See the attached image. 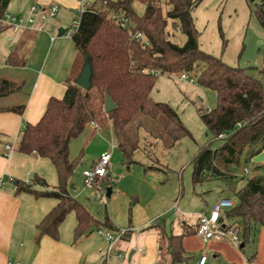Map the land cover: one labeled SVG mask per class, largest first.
<instances>
[{
	"label": "trees",
	"instance_id": "1",
	"mask_svg": "<svg viewBox=\"0 0 264 264\" xmlns=\"http://www.w3.org/2000/svg\"><path fill=\"white\" fill-rule=\"evenodd\" d=\"M134 0H107V10L86 12L81 20L79 31L72 37L79 57L86 58L92 64V88L83 90L75 84L77 78L67 81V89L62 99L51 98L46 112L36 125H27L17 143V150L27 155H36L49 159L56 168L59 185L50 188L48 183L35 176L34 185L44 188L39 191L32 184L17 181L19 194H32L36 198H51L58 201L57 206L38 225L41 236L48 235L55 240L60 238V226L67 216L74 212L78 226L75 231V243L93 228H116L106 217L99 221L88 207L71 194V181L76 169L82 163L84 151L74 160L70 158L71 142L79 138L91 123L105 116L117 139L118 149L124 164L131 166L135 155L141 150L138 132L143 123L135 129L132 123L144 116L152 120L166 118L164 132L152 134L156 141L161 140L168 146H174L190 132L182 123L179 114L169 105L155 102L151 93L158 78L182 73L197 74V84L203 89L213 91L217 97V106L207 112L199 111L201 121L211 137L207 148L217 140L228 138L221 150L243 141L242 148L251 146L250 160L264 151V86L260 79L249 75L244 69L231 67L221 59L200 50L199 33L195 27L192 13L199 5V0H167L169 10L166 16L158 0H141L146 9L143 16H138L133 9ZM12 0H0V17L9 9ZM132 21L131 31L121 27L114 16ZM258 18L264 26V12L258 10ZM169 21L187 37L180 46L169 39L167 28ZM5 29L0 28V34ZM143 34L145 41L137 40L133 33ZM18 46L6 60V65L25 67L26 56ZM24 83L18 84L0 79V99L23 91ZM106 92L117 104V109L106 114L95 105L94 96H100L105 106ZM25 106L12 108L11 111L22 114ZM1 111V110H0ZM134 130H137L134 132ZM223 136V138H220ZM167 142V143H166ZM169 142H172L170 144ZM256 147H259L256 149ZM201 150L194 161L192 177L193 187L207 181L208 171L199 173L198 160L205 154ZM216 154L208 164L211 166ZM229 160V159H227ZM204 173V172H203ZM219 178L223 174L216 170ZM224 177V176H223ZM230 184L233 178L226 177ZM233 187V185L231 184ZM109 187H107L108 189ZM236 191V190H234ZM237 205L226 212L230 224L240 222L244 226L243 244L249 243L252 231L261 225L264 228V178L251 179L235 192ZM158 231L159 260L156 264H189L184 239L194 236L197 229L184 225L181 235H168L164 226H155Z\"/></svg>",
	"mask_w": 264,
	"mask_h": 264
},
{
	"label": "rangeland",
	"instance_id": "2",
	"mask_svg": "<svg viewBox=\"0 0 264 264\" xmlns=\"http://www.w3.org/2000/svg\"><path fill=\"white\" fill-rule=\"evenodd\" d=\"M158 2L166 16L169 10L167 0ZM132 6L138 16H143L146 6L141 0H134ZM260 9L264 12V0H199L192 17L199 33L198 43L201 51L221 59L231 67L244 69L249 75L260 79L264 86V26L257 15ZM59 18H63V25L69 26L73 19L80 17L76 9L71 12L62 10ZM167 32L173 43L180 46L186 43L187 37L172 21H169ZM7 34L9 33L4 32L0 36L1 42H4ZM83 65L80 58L75 74H79ZM193 73L198 74L199 70ZM179 75H173L171 78L159 77L151 98L155 102L169 105L179 114L182 123L190 132V136L181 142L168 146L161 140L156 141L151 133H163L166 118L152 120L144 116H139L132 123V129H135L139 122L143 123V127L139 131L134 130L138 132L141 140V150L136 153V162L131 166L124 164L123 156L117 148L112 150L117 139L111 122L105 116L96 121L99 127L97 132L89 136V127L71 142V160L79 157L82 151L85 153L71 181V192L77 195L76 198L80 202L87 205L97 220L105 221L106 217H109L118 229L131 231V239L124 242L120 250L127 256L123 264H155L158 261V231L154 226L155 220L160 219V225L165 226L167 234L170 235L180 234L184 224H191L192 228L196 229L199 217L208 210L215 197H236L235 192L242 189L249 180L264 178V163H254L255 158L250 160L253 148H242V140L234 144V153L231 147L221 150L228 138L219 139L211 148H207L211 137L201 121L199 111L214 109L217 106L216 94L199 87L197 83L178 80ZM94 97L97 98L96 107L101 110L104 106L100 96ZM102 149L113 151L111 166L114 177L119 178L121 172L126 174L125 178H119L120 183L122 182L121 188L113 187L111 197L97 190L85 189L81 176L83 170L89 166L88 158L99 155ZM201 150L206 152L197 162L199 173L204 175L209 168L210 171L206 174L207 181L194 190V161ZM214 153L216 157L210 166L208 162ZM244 168L251 171L249 176H244ZM216 170L223 174L222 179L225 181L227 176L233 178V187L228 181L218 180ZM218 188L225 193L218 194ZM175 205L178 208L174 207ZM183 212L186 215H183ZM98 229L93 228L88 234L89 237L80 243V247L89 255L91 261H95L100 257V252L106 250L104 239L97 233ZM100 229L108 231L105 227ZM262 231V226L258 225L251 242L243 248L226 247L220 256L211 254L207 245L196 237L190 245L192 251H188L191 256L189 264H198L204 253L209 257L207 264H245L260 252ZM140 248L144 250L143 253H136L130 261V253ZM167 264H170V261Z\"/></svg>",
	"mask_w": 264,
	"mask_h": 264
},
{
	"label": "crops",
	"instance_id": "3",
	"mask_svg": "<svg viewBox=\"0 0 264 264\" xmlns=\"http://www.w3.org/2000/svg\"><path fill=\"white\" fill-rule=\"evenodd\" d=\"M35 3L41 6L58 4L61 8L60 12L62 10L71 12L78 9V0H31L30 3L26 0H12L7 11L15 15L27 14L30 7ZM62 20L63 18H57L47 32L26 31L16 35L10 30H4L0 34L1 36L4 32L9 33L4 42L0 41V79L18 84L24 83L22 92L0 99V180L3 181V185H0V264H7L9 261L22 264H101L103 261L105 251H101L100 257L91 261L89 255L80 247L82 245L80 243L89 236H85L75 243L78 220L74 212L70 213L60 226L59 240L48 235L41 236L38 225L57 206L58 201L51 198L38 199L32 194H19L15 185V182L20 181L32 184L34 189L43 191V187L34 185L35 176L44 179L50 188L59 185L56 168L49 159L21 153L16 147L25 127L40 122L46 112L49 100L53 97L59 99L64 97L68 85L67 81L74 77L78 68L80 57L72 38L59 36V29L66 27ZM52 37H56V39L52 40ZM18 46L22 48V53L26 56V66L6 65V60ZM79 74H75V78ZM20 106H25L22 114L11 111L12 108ZM89 127L91 128L89 136L98 131L90 125L87 128ZM7 145L13 146L14 149L8 151ZM116 148L118 149L117 143L116 146H112V150ZM105 151L107 150L102 149L99 155L89 157L88 168L96 163L101 153ZM70 158L73 159L71 155ZM111 173L114 177L112 167ZM119 175V178H125L126 174L121 172ZM114 178L117 179V182L110 185L109 188L113 190L114 186H118L120 189L122 182L120 183L119 178ZM217 193L225 192L218 188ZM71 194L73 197H77L72 192ZM221 197L226 196L215 197L212 205L203 213L209 212L213 204ZM182 214L186 215L184 212ZM184 225L182 232L178 235L183 234ZM198 225H196V235L187 236L184 239L187 256H189L188 251H192L190 245L196 237H199L201 243L206 244L211 254L216 256H220L226 247H234L218 241L204 242L200 237ZM188 226L193 227L191 224ZM115 228L118 230L116 226ZM256 228L252 231L249 242H251ZM260 246L258 255L252 256L245 264H259L258 261L264 264V228ZM143 251L142 248L138 251L133 250L132 258L136 253H143ZM203 256H207L209 259L208 254L204 253L198 264ZM189 257L191 259V256ZM132 258L130 259L129 255L130 261Z\"/></svg>",
	"mask_w": 264,
	"mask_h": 264
},
{
	"label": "built area",
	"instance_id": "4",
	"mask_svg": "<svg viewBox=\"0 0 264 264\" xmlns=\"http://www.w3.org/2000/svg\"><path fill=\"white\" fill-rule=\"evenodd\" d=\"M107 7V0H78V14L80 18L74 19L69 26L64 28V36L72 38L79 31L82 17L86 12H104L107 10ZM60 9L58 4L41 6L35 3L30 7L27 14L15 15L7 11L0 17V28L10 30L16 35L26 31L35 33L47 32L48 28L57 20ZM113 18L119 22L123 29L131 31L132 21L130 19L122 18L118 15H115ZM133 37L137 40L145 41L143 34L139 32L133 33ZM55 39L56 37H52V40ZM177 79L182 82L195 84L197 83V74L182 73ZM91 125L98 130L99 127L96 123L93 122ZM220 138H223V136ZM13 149V146L7 145L8 151H12ZM112 159V151H105L101 153L96 163L82 172L85 189L97 190L107 194V187L117 182V179L111 173ZM243 173L244 176H249L251 171L248 168H244ZM0 185H3L2 180H0ZM236 205L237 197H221L213 204L209 212L203 213L199 217V234L204 242L218 241L237 248L241 247L244 226L240 223L230 224L226 218V212L234 209ZM159 224L160 219L155 220L154 226ZM130 232V230L123 229L108 230L107 232H104L100 228L97 230L98 235L104 239L106 244L101 264H122L125 262L127 256L120 250L121 245L129 240ZM207 259V256H203L199 264H206ZM7 264L22 263L9 261Z\"/></svg>",
	"mask_w": 264,
	"mask_h": 264
},
{
	"label": "water",
	"instance_id": "5",
	"mask_svg": "<svg viewBox=\"0 0 264 264\" xmlns=\"http://www.w3.org/2000/svg\"><path fill=\"white\" fill-rule=\"evenodd\" d=\"M65 35V29L60 28L59 29V36L63 37ZM75 84L82 88L83 90L89 91L91 90L93 84H92V64L91 60L89 58L85 59L84 65L81 69V72L79 76L77 77ZM117 109V104L113 101L111 96L106 92L105 94V106L104 110L106 114H109ZM254 163H264V152L259 154L255 159L253 160ZM112 188L107 189V197H111L112 195ZM245 245L242 243L241 248H243ZM133 252L130 254V259L132 258Z\"/></svg>",
	"mask_w": 264,
	"mask_h": 264
}]
</instances>
